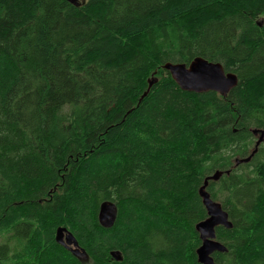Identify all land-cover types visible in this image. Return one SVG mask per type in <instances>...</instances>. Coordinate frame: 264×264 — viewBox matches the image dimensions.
<instances>
[{
  "label": "trees",
  "instance_id": "1",
  "mask_svg": "<svg viewBox=\"0 0 264 264\" xmlns=\"http://www.w3.org/2000/svg\"><path fill=\"white\" fill-rule=\"evenodd\" d=\"M198 57L238 86L182 91L164 65ZM262 131L264 0H0V264H200L218 171L213 258L264 264Z\"/></svg>",
  "mask_w": 264,
  "mask_h": 264
},
{
  "label": "water",
  "instance_id": "2",
  "mask_svg": "<svg viewBox=\"0 0 264 264\" xmlns=\"http://www.w3.org/2000/svg\"><path fill=\"white\" fill-rule=\"evenodd\" d=\"M70 3L79 6L77 0H67ZM174 81L182 91L188 93H208L216 92L226 97L235 87L238 86V77L233 73H227L221 63L210 62L204 58L198 57L189 65L172 64L164 65ZM158 82L154 77L150 81V88ZM149 90L143 96L146 97ZM258 135V131H254ZM256 144L254 152L246 159L238 160L237 164L248 163L256 154L258 147L264 141V131ZM229 173V172H228ZM223 176V172H216L213 176L208 177L204 185L200 188L199 194L203 204L207 210L208 217L206 220L196 225V230L200 234L202 245L197 249L198 262L200 264H217L213 258L216 252L225 253L227 248L217 241L216 229L220 226L227 229L232 228L228 213L223 209L222 205L211 198L207 191L209 181H218ZM118 206L110 201L102 203L98 215L100 225L105 229H111L115 225L118 218ZM57 242L74 254L82 261L88 259L86 251L80 248L76 238L67 228H60L56 235ZM112 256L117 260H121L120 253L112 252Z\"/></svg>",
  "mask_w": 264,
  "mask_h": 264
},
{
  "label": "rangeland",
  "instance_id": "3",
  "mask_svg": "<svg viewBox=\"0 0 264 264\" xmlns=\"http://www.w3.org/2000/svg\"><path fill=\"white\" fill-rule=\"evenodd\" d=\"M79 4L85 2L86 0H77Z\"/></svg>",
  "mask_w": 264,
  "mask_h": 264
}]
</instances>
